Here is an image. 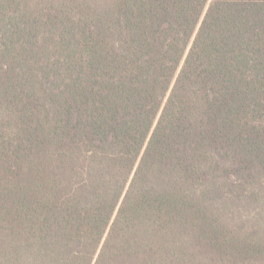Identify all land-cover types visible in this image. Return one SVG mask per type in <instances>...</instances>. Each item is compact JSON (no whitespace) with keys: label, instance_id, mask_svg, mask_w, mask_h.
Listing matches in <instances>:
<instances>
[{"label":"trees","instance_id":"16d2710c","mask_svg":"<svg viewBox=\"0 0 264 264\" xmlns=\"http://www.w3.org/2000/svg\"><path fill=\"white\" fill-rule=\"evenodd\" d=\"M0 264H264V0H0Z\"/></svg>","mask_w":264,"mask_h":264}]
</instances>
